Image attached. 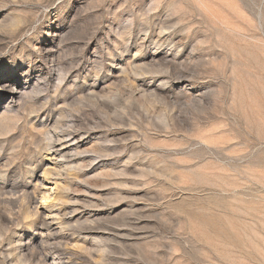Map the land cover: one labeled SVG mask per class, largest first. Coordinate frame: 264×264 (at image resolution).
Masks as SVG:
<instances>
[{
    "label": "rangeland",
    "instance_id": "374dc122",
    "mask_svg": "<svg viewBox=\"0 0 264 264\" xmlns=\"http://www.w3.org/2000/svg\"><path fill=\"white\" fill-rule=\"evenodd\" d=\"M64 261L264 264V0H0V264Z\"/></svg>",
    "mask_w": 264,
    "mask_h": 264
},
{
    "label": "bare ground",
    "instance_id": "6f19581e",
    "mask_svg": "<svg viewBox=\"0 0 264 264\" xmlns=\"http://www.w3.org/2000/svg\"><path fill=\"white\" fill-rule=\"evenodd\" d=\"M51 252V251H50ZM58 252H59V250H58ZM52 253V252H51ZM56 253V252H55ZM50 254V253H49ZM58 263V262H57ZM61 263V262H60ZM66 262L64 261L63 263H61V264H65ZM54 264H56V263H54Z\"/></svg>",
    "mask_w": 264,
    "mask_h": 264
}]
</instances>
